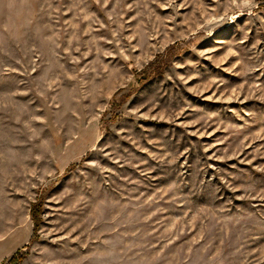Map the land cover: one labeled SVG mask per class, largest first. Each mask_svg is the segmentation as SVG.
I'll use <instances>...</instances> for the list:
<instances>
[{"label":"rangeland","instance_id":"1","mask_svg":"<svg viewBox=\"0 0 264 264\" xmlns=\"http://www.w3.org/2000/svg\"><path fill=\"white\" fill-rule=\"evenodd\" d=\"M0 264H264V0H0Z\"/></svg>","mask_w":264,"mask_h":264},{"label":"trees","instance_id":"2","mask_svg":"<svg viewBox=\"0 0 264 264\" xmlns=\"http://www.w3.org/2000/svg\"><path fill=\"white\" fill-rule=\"evenodd\" d=\"M35 211H34V209H33V211H32V215H33V218L34 219H36V216H35V213H34Z\"/></svg>","mask_w":264,"mask_h":264}]
</instances>
